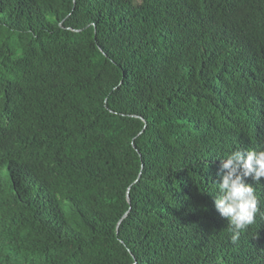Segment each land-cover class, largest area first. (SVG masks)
Returning <instances> with one entry per match:
<instances>
[{
  "label": "trees",
  "instance_id": "16d2710c",
  "mask_svg": "<svg viewBox=\"0 0 264 264\" xmlns=\"http://www.w3.org/2000/svg\"><path fill=\"white\" fill-rule=\"evenodd\" d=\"M234 150L264 0H0V264H264V178L235 244L214 206Z\"/></svg>",
  "mask_w": 264,
  "mask_h": 264
},
{
  "label": "clouds",
  "instance_id": "9594fccd",
  "mask_svg": "<svg viewBox=\"0 0 264 264\" xmlns=\"http://www.w3.org/2000/svg\"><path fill=\"white\" fill-rule=\"evenodd\" d=\"M214 206L221 217L228 221L235 244L242 231L253 224L258 208L255 188L246 182L252 177L256 182L264 178V150H234L222 159Z\"/></svg>",
  "mask_w": 264,
  "mask_h": 264
},
{
  "label": "water",
  "instance_id": "95a60500",
  "mask_svg": "<svg viewBox=\"0 0 264 264\" xmlns=\"http://www.w3.org/2000/svg\"><path fill=\"white\" fill-rule=\"evenodd\" d=\"M128 200H129V197H128Z\"/></svg>",
  "mask_w": 264,
  "mask_h": 264
}]
</instances>
